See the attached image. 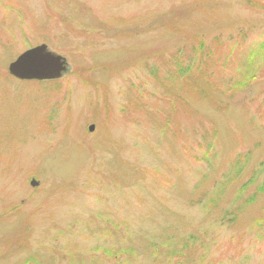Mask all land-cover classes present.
Returning <instances> with one entry per match:
<instances>
[{"label": "rangeland", "instance_id": "374dc122", "mask_svg": "<svg viewBox=\"0 0 264 264\" xmlns=\"http://www.w3.org/2000/svg\"><path fill=\"white\" fill-rule=\"evenodd\" d=\"M263 42L264 0H0V264H264Z\"/></svg>", "mask_w": 264, "mask_h": 264}, {"label": "water", "instance_id": "95a60500", "mask_svg": "<svg viewBox=\"0 0 264 264\" xmlns=\"http://www.w3.org/2000/svg\"><path fill=\"white\" fill-rule=\"evenodd\" d=\"M65 60L47 50L41 45L27 50L15 61L9 64L8 72L11 76L22 81H49L58 79L66 71ZM94 127H89L92 132ZM30 185L36 187L37 182L31 181Z\"/></svg>", "mask_w": 264, "mask_h": 264}, {"label": "trees", "instance_id": "16d2710c", "mask_svg": "<svg viewBox=\"0 0 264 264\" xmlns=\"http://www.w3.org/2000/svg\"><path fill=\"white\" fill-rule=\"evenodd\" d=\"M259 56L260 59H262V57L264 56V42L259 44L257 49H255L254 51H252L249 55V69L254 66V63H255V59L256 57ZM187 73V72H186ZM252 72H249L246 74V76H248L249 74H251ZM9 75V74H8ZM183 75V74H182ZM245 76V77H246ZM251 78V77H250ZM246 83H248V78H245V80L243 82H241L239 84V87H246ZM88 131V130H87ZM174 132H176L177 134H173V135H169V139L171 140V142L173 143H176L178 141H181L183 140L184 138H186L187 140V135H186V132L184 131L183 127L182 126H179V125H176L175 128H174ZM213 133H216V131H213ZM214 138V137H212ZM165 149L167 150V152H169V154L171 155L173 153V150H174V147L172 144L170 143H165ZM179 153H181V151L179 150V148H177ZM213 150V149H212ZM182 154V153H181ZM183 155V154H182ZM185 158L188 159V151L185 152L184 154ZM184 156L177 160L175 163H172L170 165V169L173 170L175 173H178L180 172V169L177 167V164L178 163H181V164H185L186 166L188 165L187 161L185 160L184 161ZM239 162V161H237ZM158 170V169H156ZM170 170V171H171Z\"/></svg>", "mask_w": 264, "mask_h": 264}]
</instances>
